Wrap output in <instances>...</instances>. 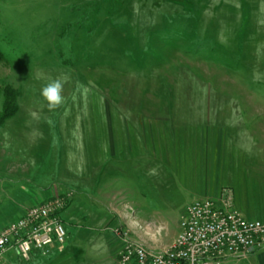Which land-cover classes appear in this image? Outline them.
<instances>
[{
  "label": "rangeland",
  "instance_id": "obj_1",
  "mask_svg": "<svg viewBox=\"0 0 264 264\" xmlns=\"http://www.w3.org/2000/svg\"><path fill=\"white\" fill-rule=\"evenodd\" d=\"M0 51V117L5 103L11 113L0 124V177H24L44 195L59 185L73 192L60 213L68 232L62 251L7 264H117L114 226L149 248L170 241L199 187L191 163L199 164V141L197 154L183 156L185 193L178 201L170 194L164 198L171 203L156 201L163 173L152 177L132 163L122 182L130 210L126 203L102 209L97 196L86 195L91 168L154 149L150 141L134 145L140 116L154 112L168 124L175 118L185 130L220 128L223 186L232 164L243 163L264 138V0H0ZM254 69L262 75L257 82ZM38 70L70 76L54 111L40 96Z\"/></svg>",
  "mask_w": 264,
  "mask_h": 264
},
{
  "label": "crops",
  "instance_id": "obj_2",
  "mask_svg": "<svg viewBox=\"0 0 264 264\" xmlns=\"http://www.w3.org/2000/svg\"><path fill=\"white\" fill-rule=\"evenodd\" d=\"M144 116L149 122L140 116L139 122L134 123L133 136L137 142H134V140L133 142L134 145L142 147L145 141H150L155 146L154 149L151 153L148 151L149 156H143L140 153L134 158H117L114 156L105 159L100 162L101 171L91 168L88 174L90 176L86 179V185L90 186L89 189L92 190V193H86V195L91 197L92 201H94V196H97V204L101 208L106 204L115 209L117 204L126 203V209L130 210L131 205L126 202L127 200L124 197L126 189L122 183L128 171L127 165L132 163L137 168L138 165L142 164L141 170L148 173V170L153 168L155 161L158 162L155 168L158 173L160 170V175L163 173L162 179L165 181L160 180L158 182L157 178H155L157 182L154 180L157 184L158 196L156 201L171 203V198H164V194L176 196L177 201L180 200L182 194L185 193V159L183 156H185V153L197 154L194 143L199 141L202 145L198 153L200 157L197 159L199 164L196 166L194 162L191 163L194 164L192 165L193 168L199 171L198 178L200 182L199 187L193 191L192 199L187 206L193 201L203 198L214 199L218 203L229 202L230 206L246 220L264 222V138L259 140L260 143L259 141L257 143L253 142L251 146L252 154L245 156L243 163L235 162L232 164V174L228 185L223 186L220 180L225 176L220 171L223 169L225 157H223L220 148V128L216 126H198L194 128L193 126L185 130V123H180L182 124L181 129L178 127L179 124L173 122L175 118H171L169 121H172V123L168 124L167 118H162L165 122H161L157 116H154V112ZM213 131L215 133H212ZM212 143H217V145L213 146ZM254 144H257L256 147L261 146V148L258 151L253 150ZM87 156H89L88 152ZM143 158L146 159L144 162ZM94 163L92 161L91 165ZM164 167L167 170H164ZM168 177L178 179L177 184L174 182L171 186ZM181 179H183V183ZM139 180L141 181V179ZM160 182L164 184L162 185ZM217 184H220L219 189ZM33 187L34 185L30 181L21 176L0 177V228L23 216L26 210L32 206L30 203L32 200L37 199V202H40L62 192L60 185L55 187L48 195H44V192L40 189ZM164 188H168V190L164 192ZM144 208L146 209L145 205L141 206L140 209ZM178 227L179 223L170 241L167 243L161 242L155 248L150 249L160 251L170 247L178 233ZM37 259L40 258H34L33 261ZM226 264H264V249L244 260H231Z\"/></svg>",
  "mask_w": 264,
  "mask_h": 264
},
{
  "label": "built area",
  "instance_id": "obj_3",
  "mask_svg": "<svg viewBox=\"0 0 264 264\" xmlns=\"http://www.w3.org/2000/svg\"><path fill=\"white\" fill-rule=\"evenodd\" d=\"M72 197V191L59 192L1 227L0 264L14 257L30 263L61 252L68 232L60 213ZM111 233L120 243L117 264H226L264 249V222L246 220L229 202L209 198L193 201L184 209L178 233L167 249L148 248L123 226L112 227Z\"/></svg>",
  "mask_w": 264,
  "mask_h": 264
},
{
  "label": "clouds",
  "instance_id": "obj_4",
  "mask_svg": "<svg viewBox=\"0 0 264 264\" xmlns=\"http://www.w3.org/2000/svg\"><path fill=\"white\" fill-rule=\"evenodd\" d=\"M262 78L261 73L254 69L253 80L259 81ZM35 79L38 81H44L43 86L40 89V96L46 104L49 111H54L62 106L64 103V96L62 95L64 86L70 81V76L67 73H60L56 77H52L44 73L43 70H38L35 75ZM45 105H41V109ZM29 115L35 119H40V112L38 110H30ZM148 174L157 175L158 171L155 167L148 170Z\"/></svg>",
  "mask_w": 264,
  "mask_h": 264
},
{
  "label": "trees",
  "instance_id": "obj_5",
  "mask_svg": "<svg viewBox=\"0 0 264 264\" xmlns=\"http://www.w3.org/2000/svg\"><path fill=\"white\" fill-rule=\"evenodd\" d=\"M3 59H4V56H3V54H2V52L0 51V61H3ZM5 98L7 97V99H8V96H4ZM7 99H6V102H7ZM6 104V103H5ZM5 104H4V107H3V113H2V116L0 117V124L1 123H3V121L5 120V119H7L10 115H11V113L8 111H6V106H5Z\"/></svg>",
  "mask_w": 264,
  "mask_h": 264
}]
</instances>
